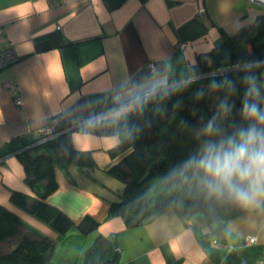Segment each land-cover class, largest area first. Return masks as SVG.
Wrapping results in <instances>:
<instances>
[{"label":"crops","instance_id":"obj_1","mask_svg":"<svg viewBox=\"0 0 264 264\" xmlns=\"http://www.w3.org/2000/svg\"><path fill=\"white\" fill-rule=\"evenodd\" d=\"M263 14V6L247 0H0V46H12L19 55L0 70V205L25 224L17 238L40 233L54 241L49 264H84V251L99 234L118 250V264H264V201L240 204L212 223L185 217L181 204L132 227L120 217L105 218L112 197L99 192L93 177L115 161L109 150L119 138L78 127L93 117L122 114L135 96L168 85L171 77L188 76L198 55ZM179 42L186 44L183 51ZM17 95L21 107L14 102ZM55 116L75 122L74 148L90 151L97 165L86 172L54 155L60 161L58 187L45 201L74 223L85 215L100 222L65 243L48 223L10 200L13 191L34 194L10 142L37 141L39 129ZM179 118H170L172 129L160 134H174ZM249 234L256 242L244 245ZM10 246L4 241L0 250Z\"/></svg>","mask_w":264,"mask_h":264},{"label":"trees","instance_id":"obj_2","mask_svg":"<svg viewBox=\"0 0 264 264\" xmlns=\"http://www.w3.org/2000/svg\"><path fill=\"white\" fill-rule=\"evenodd\" d=\"M228 67L232 69L211 74ZM249 75L256 77L264 96V14L232 35H225L222 43L209 54L198 55L190 65L188 76L171 77L168 86L144 95L147 99L134 103L122 114L92 118L78 126L119 138L118 145L109 150L115 161L105 171L121 183V188L105 184L113 195L105 218L117 216L132 227L181 204L185 217L193 216L212 223L222 221L240 205L227 194L221 195L209 188L208 178L197 161L207 143L248 126L249 122L241 116V101L246 89L244 78ZM223 102L231 106L229 113L221 111ZM174 113L180 117L178 130L162 136V126ZM213 117L219 131L217 135L208 136L204 129ZM74 124V121L62 119L58 126L61 132L56 138L29 148L35 141L22 138L10 142V150L19 156L34 192L31 195L13 191L11 202L53 227L62 243L72 236L95 230L100 224L90 215L74 223L64 212L45 201L58 187L54 155L63 158L67 165L86 172L97 167L90 151L74 148L70 135V127ZM43 179L47 182L40 188L39 182ZM153 179H159L166 187L155 197L150 194ZM21 226H25L23 221L0 205V247L4 241L11 243L8 251L0 250V264H49L54 241L40 233L17 238ZM84 264H118V250L111 239L97 235L84 251Z\"/></svg>","mask_w":264,"mask_h":264},{"label":"clouds","instance_id":"obj_3","mask_svg":"<svg viewBox=\"0 0 264 264\" xmlns=\"http://www.w3.org/2000/svg\"><path fill=\"white\" fill-rule=\"evenodd\" d=\"M244 79L246 89L241 101V116L249 122L248 126L207 143L197 165L208 178L210 189L249 206L264 201V96L255 76ZM145 99L146 96L137 95L132 102L142 103ZM220 109L229 113L231 106L223 102ZM204 131L208 136L218 134L215 117L208 121Z\"/></svg>","mask_w":264,"mask_h":264},{"label":"built area","instance_id":"obj_4","mask_svg":"<svg viewBox=\"0 0 264 264\" xmlns=\"http://www.w3.org/2000/svg\"><path fill=\"white\" fill-rule=\"evenodd\" d=\"M247 1H249L251 3H256V4L264 7V0H247ZM1 33H2V29L0 28V34ZM185 47H186V44L183 42H179L177 44V48L179 50L183 51L185 49ZM18 57H19V55H18V53L14 47L8 46V45L7 46H0V70H2L3 68H5L11 64H13L14 62H16L18 60ZM148 68L153 70L154 69L153 63H148ZM230 69H232V68L231 67L222 68V69L213 71L211 74H217V73H220L221 71H227ZM5 85L10 89L14 88V85H12V84L7 83ZM166 86H168V85H166ZM166 86H164V87H166ZM14 102H15L17 107L22 106V101L18 95L15 96ZM97 118H99V117H93V119H97ZM62 119L63 118L61 116H55L48 125L41 127L39 129V132H40L39 139L37 141H35L33 144L29 145L27 148L34 146L36 144H40L42 142H46V141L51 140L53 138H56L61 132L60 130H58V126L60 125ZM256 239H257L256 235H253V234L246 235L243 238V244L244 245H251V244L256 242ZM213 241L218 246L224 247L228 250H231L234 248L233 245H228L226 243L219 242L216 239H214Z\"/></svg>","mask_w":264,"mask_h":264},{"label":"rangeland","instance_id":"obj_5","mask_svg":"<svg viewBox=\"0 0 264 264\" xmlns=\"http://www.w3.org/2000/svg\"><path fill=\"white\" fill-rule=\"evenodd\" d=\"M174 117H179V115L177 113L172 114L171 118ZM180 119V118H179ZM172 125H173V120L171 122H168L167 124H165L164 126H162V131L164 132H169L172 129ZM59 160L55 161L56 164V168L59 170ZM95 177H93L95 179V184L97 185V188L99 190V192H102L103 194H106L107 196L109 195L110 197H113L112 192L109 191L105 185H101L103 182V184H108L110 186H112L113 188H121V183L119 181H117L113 176H111L109 173H107L106 171L103 172H98L97 170H95ZM93 183V182H91ZM99 183V184H97ZM86 184V183H83ZM165 185L163 182H161L159 179H153L151 181V188H150V194L152 197H155L157 194H159L162 191H165Z\"/></svg>","mask_w":264,"mask_h":264}]
</instances>
